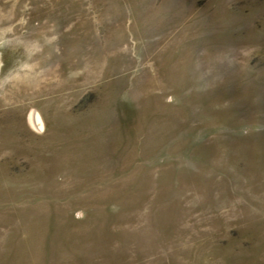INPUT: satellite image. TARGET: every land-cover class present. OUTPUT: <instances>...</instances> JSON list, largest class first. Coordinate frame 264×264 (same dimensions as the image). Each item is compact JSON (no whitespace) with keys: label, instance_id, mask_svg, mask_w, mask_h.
Listing matches in <instances>:
<instances>
[{"label":"rangeland","instance_id":"rangeland-1","mask_svg":"<svg viewBox=\"0 0 264 264\" xmlns=\"http://www.w3.org/2000/svg\"><path fill=\"white\" fill-rule=\"evenodd\" d=\"M0 264H264V0H0Z\"/></svg>","mask_w":264,"mask_h":264},{"label":"bare ground","instance_id":"bare-ground-1","mask_svg":"<svg viewBox=\"0 0 264 264\" xmlns=\"http://www.w3.org/2000/svg\"><path fill=\"white\" fill-rule=\"evenodd\" d=\"M34 117H35V116H34ZM34 120H35V119H34ZM35 125L38 126V128H39V123H37L36 121H35Z\"/></svg>","mask_w":264,"mask_h":264}]
</instances>
